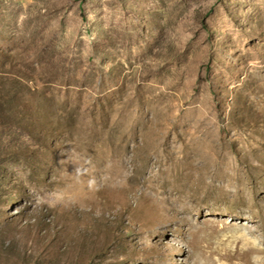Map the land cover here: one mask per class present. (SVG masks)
<instances>
[{
  "label": "rangeland",
  "instance_id": "rangeland-1",
  "mask_svg": "<svg viewBox=\"0 0 264 264\" xmlns=\"http://www.w3.org/2000/svg\"><path fill=\"white\" fill-rule=\"evenodd\" d=\"M264 0H0V264H259Z\"/></svg>",
  "mask_w": 264,
  "mask_h": 264
},
{
  "label": "bare ground",
  "instance_id": "bare-ground-1",
  "mask_svg": "<svg viewBox=\"0 0 264 264\" xmlns=\"http://www.w3.org/2000/svg\"><path fill=\"white\" fill-rule=\"evenodd\" d=\"M249 234V233H248ZM245 238L246 242L248 243V245H250L251 249H255L256 252L260 253V258H259V264H264V246L263 247H255L253 248V240L251 241V235H246L243 237V239Z\"/></svg>",
  "mask_w": 264,
  "mask_h": 264
}]
</instances>
